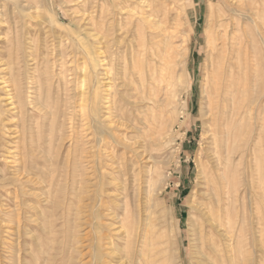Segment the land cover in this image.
<instances>
[{
	"label": "rangeland",
	"instance_id": "374dc122",
	"mask_svg": "<svg viewBox=\"0 0 264 264\" xmlns=\"http://www.w3.org/2000/svg\"><path fill=\"white\" fill-rule=\"evenodd\" d=\"M43 2V8L38 11L37 26L24 36V47L26 55H36V59L28 60L27 64L29 70H34L37 65V72L41 75L44 85V96L47 95L51 100H55L51 96L55 91L52 90L50 94L49 81L46 80L49 72L57 71L60 67L59 56L55 54L60 49V45L68 40V33L79 34V38L86 39L85 32L89 31L90 27L85 24L86 21L81 20V12L77 11L83 0H43ZM235 2V0H185L186 12L181 19L180 32L175 45L188 48L186 63H183L186 65L182 63L174 65L175 77L170 86L171 90L167 89L169 92L164 93L167 97L165 101L167 106L158 120V124L160 120L162 122L160 127L156 124L154 129L150 126L148 132L138 131L135 132L136 134L129 131L127 136L133 138L126 142L132 145L124 148L118 144L117 149L95 145L91 134L85 137V134L80 132V123L75 120L76 118L63 132H55L51 187L47 185L50 175L44 172L47 166L40 165V171L45 175L42 174L41 180L44 177L46 180L39 187L31 188L35 190V195L25 197L26 208L23 215L25 231L22 230L21 238L15 234L7 238L4 236L5 233H0V241L5 240L11 243L12 247L11 250L6 251L0 246V264H17V261L18 264H32L35 257H46V253L52 247L54 261H58L57 263L53 261L52 264H95L97 250L100 252L99 255L101 254V264H107V261H111L108 264H117L118 259L129 247H126L123 234L116 233L114 226H117L120 220L133 222L138 219L136 216L143 219L146 209L158 218L161 225L175 229L177 257L167 264L177 263L179 256L182 264H193L189 201L198 182L200 162L209 141L206 134L211 125L208 100L203 90L204 85L207 84L206 71H209V82L212 79L211 47L214 43L220 44L222 39L228 41L229 50H232L233 46L239 48L243 74V82L238 94L235 88L233 94L229 93L225 98L226 106L218 101V106L214 110L215 113L217 112L215 116L227 111L231 116L237 107L240 110L236 116L234 114L230 117L232 137L230 136V140L227 141L225 138L220 144L223 162L218 175L223 178L225 187L222 193V217L227 224L233 249V260L228 264H264V0H246L254 9L253 14L246 13L244 9L238 10ZM100 3L101 0L89 1V10L92 6V15L96 19H98ZM8 5V0H0V36L6 28L5 13ZM174 8L176 10L174 14L180 11L179 6H173L172 11ZM212 12L213 17L210 16ZM245 14L249 17H245ZM236 19L241 23L240 28H237ZM230 23L234 26H228ZM78 24L82 25L80 29ZM256 24L259 27L256 28L254 26ZM215 29H218V32ZM72 61L73 58L70 57L71 67L75 66ZM80 61L78 57V62ZM237 82L236 73L235 87ZM119 92L123 93V89L119 88ZM0 93V137H2L5 136L3 134L5 126L10 122L6 117L5 109L8 106L5 105L2 90ZM106 93V90L102 91V94ZM123 94L131 98L130 95ZM234 95L237 107L232 105ZM123 105L127 110L128 107L124 102L121 100L117 102V110L114 112L117 116L120 115ZM102 115L104 118L107 114L103 112ZM108 120L105 118L106 122ZM45 122L42 126L45 132L42 139L47 143L49 120L46 118ZM138 125L142 129V126ZM61 133L67 135L73 133V135L66 138ZM123 133L124 126L114 129L116 135L123 136ZM79 150L82 155L84 154L80 163L74 159V154L77 151L78 155ZM149 176L150 187L147 185ZM49 191L54 201L46 203L45 200L43 201V195L46 196ZM110 250L114 253L111 254ZM109 252L110 255H115V258L107 255Z\"/></svg>",
	"mask_w": 264,
	"mask_h": 264
},
{
	"label": "bare ground",
	"instance_id": "6f19581e",
	"mask_svg": "<svg viewBox=\"0 0 264 264\" xmlns=\"http://www.w3.org/2000/svg\"><path fill=\"white\" fill-rule=\"evenodd\" d=\"M8 1V10L5 13L7 16L6 28L0 36V90H2L5 105L8 106L5 112L8 122H10L9 125H4L3 134L5 136L0 137V233H5L4 236L7 238L14 234L21 238L24 227V208H26L24 206L25 197L35 195V190L31 188L39 187L46 180L45 177L41 180L43 173L40 171V165L47 166V170L44 171L50 175L47 185L51 187L52 184L53 156H55L52 154V150L55 149L53 147L55 132H63L67 125L73 124L76 118L75 120L80 123V132H83L85 137L91 134L95 145L117 149L118 144L124 148L132 145V143H128V145L126 142L133 138L127 136L129 131L131 133L148 132L150 126H153L152 129L157 126L159 118L166 110L167 97L164 93L166 94L167 89H170L175 77L174 65L186 63L188 48L183 45H175L180 32L179 25L186 11L185 0H101L98 19H96L92 15V6L89 10L90 0H83L77 11L81 12V20L86 21L85 24L90 29L85 32L86 39L79 38V34L68 33V38L66 37L68 40L63 43L65 46L61 44L55 54L59 56L60 67L57 71L49 72L46 77V80L49 81L50 94L52 90L55 91L54 96L51 95L55 100H51L49 96H44V85L41 75L37 72V65L35 68L33 67L34 70L31 68L29 70L28 67L27 61L35 60L36 55H26L24 47V36L37 26L38 11L43 8L44 2L43 0ZM235 1L238 10L244 9L246 13H254V9L246 0ZM175 5L179 6L180 11L174 14L176 10L174 8L172 11V7ZM213 14L212 12L210 16L213 17ZM246 16L249 17L248 14H245ZM238 21L236 19V25L237 28H240L241 23ZM230 25L232 23L228 26ZM81 26L78 24L79 29ZM254 26L259 27L258 24ZM215 30L218 32V29ZM224 31L226 32L227 29ZM30 56L32 57L30 58ZM70 57L73 58L72 62L75 63V66H70ZM78 57L81 59L80 62H78ZM210 57H212V79L209 82V71H206L205 81L207 84L204 85L203 91L208 100L211 125L206 134L209 141L200 162L198 182L189 201L191 258L193 264H228L233 260V249L227 224L222 217V193L225 187L223 178L218 175L223 162L220 144L225 138L227 141L232 137L230 126L232 119L230 117L234 114L236 116L240 110L235 105V95L232 105L237 108L231 116L228 111L220 112L215 116L217 112L215 113L214 110L218 106V101L226 106L225 98L229 93L233 94L235 88L237 89L236 94L240 91L239 87L243 82L242 58L238 47L233 46L232 50L228 49L226 39H222L220 44L214 43L210 50ZM236 67L237 71H235ZM236 73L237 87L234 86ZM119 88H122L123 93L130 95L131 98L125 97L123 93L119 92ZM103 90H106L107 93L102 94ZM116 96L119 97L116 98ZM120 100L128 108L126 110L124 105L120 106L121 113L117 116L114 112L117 110V102ZM234 109L235 107H233ZM103 112L107 114L104 118H102ZM115 117L117 119H114ZM46 118L49 120L48 133L46 132L48 134L47 143L42 139L45 133L42 126ZM105 118L109 119L108 122L105 121ZM161 123L160 120L159 127ZM138 124L142 126V129L138 127ZM119 126H124L122 137L120 134H114V129ZM65 134L61 133L63 137L73 135V133ZM79 139L82 140V138ZM61 140L63 139L61 138ZM80 151L78 155L77 151L74 154V159L79 163L82 162L84 155ZM150 179L151 177L147 179L148 187H150ZM45 195H43L44 198L42 197L43 201L52 202L51 192L49 191ZM143 215V219L136 216L138 219L133 222L120 220L119 224L114 226L115 232L123 234L126 247H129V249L126 248L125 253L122 252L123 256H118L120 258L116 263L167 264V262L176 260L175 244L177 239L174 227L167 228L163 224L161 225L150 210L146 209ZM18 238L16 239L18 240ZM10 244L5 240L0 241V246L6 251L12 249ZM18 249L20 251L21 248ZM52 249L54 248L48 250L46 257H35L32 264H52L55 259L51 252ZM112 252L113 250L111 254L114 253ZM19 253L17 252V254ZM99 253L98 250L95 253L98 259L97 261L94 256L95 264L102 263ZM107 255H110V252ZM114 256L110 255V257ZM178 259V262L174 264H182L180 256ZM17 262L19 263V261ZM108 263L111 261H107Z\"/></svg>",
	"mask_w": 264,
	"mask_h": 264
}]
</instances>
